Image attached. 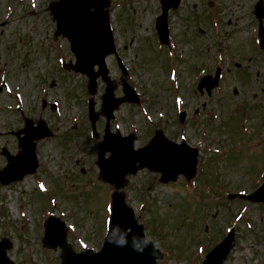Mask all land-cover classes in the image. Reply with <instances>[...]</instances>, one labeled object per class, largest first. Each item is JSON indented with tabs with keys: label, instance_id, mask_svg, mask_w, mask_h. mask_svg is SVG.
<instances>
[{
	"label": "rangeland",
	"instance_id": "374dc122",
	"mask_svg": "<svg viewBox=\"0 0 264 264\" xmlns=\"http://www.w3.org/2000/svg\"><path fill=\"white\" fill-rule=\"evenodd\" d=\"M50 1L0 0V22L7 23L0 27V81H7L12 91L0 93V170L7 163L2 145L13 154L18 152L19 140L9 131L24 126V115L35 125L44 119L53 131L37 142L41 166L35 174L9 185L0 183V240L12 241L8 254L17 264H62V248L42 242L44 221L52 214L65 221L66 240L75 251L99 250L114 191L97 174L96 140L84 102L87 79L57 68L59 56L69 59L73 54L66 40V51H54L51 39L56 24L48 10ZM257 2L183 0L170 12L172 38L174 34L178 43L172 41L168 49L158 47L153 26L159 0L111 2L116 44L130 69V83L142 97L138 106H121L112 129L119 128L123 134L136 131L135 146L140 147L155 129L163 128L173 140L198 146L203 160L206 157L208 165L213 161L214 166L209 170L207 165L196 183L209 181L212 193L200 194L194 182L186 183L183 177L161 184L160 174L147 169L129 177L123 192L147 233L160 243L163 257L158 264H200L205 249L231 228L235 243L224 264H264V205L226 197L228 192L251 191L264 180V138L253 148L252 142L246 144L248 139L264 137V55L257 48ZM215 6L216 12L223 13L221 29L213 28L209 19ZM172 53L187 60L175 71V87L168 89L167 63ZM107 63L111 76L120 82L114 58ZM217 66L223 68L221 85L211 97L200 95L197 79L205 71L214 73ZM99 85L97 109L105 83ZM121 94L119 86L116 95ZM44 98L58 103L55 113L42 106ZM196 107L201 110L197 115L193 114ZM182 109L189 114L180 123ZM242 123L250 129L247 136L241 131ZM104 126L100 117L101 133ZM70 127L74 129L67 131ZM235 144L242 146L230 151L226 169L223 153ZM192 196L202 200L194 202Z\"/></svg>",
	"mask_w": 264,
	"mask_h": 264
},
{
	"label": "water",
	"instance_id": "95a60500",
	"mask_svg": "<svg viewBox=\"0 0 264 264\" xmlns=\"http://www.w3.org/2000/svg\"><path fill=\"white\" fill-rule=\"evenodd\" d=\"M180 0H161L162 14L158 21V32L162 43L168 42L167 13L170 7L176 8ZM111 0H57L50 3L49 10L57 21V32L67 36L72 49L77 55V64L69 65L76 71H81L90 77L89 90L95 93L96 79L102 76L107 82V91L103 96V111L108 118L104 139L99 142L97 164L102 180L114 183L117 189L125 186L126 175L135 174L138 169L145 166L151 170L162 172V181L175 180L179 173L192 177L196 172L198 149L191 148L185 143L176 144L165 138L162 130H157L155 137L143 148H134L135 135L123 137L119 132L111 133L109 120L113 117V110L125 101H137L135 90L127 83L122 82L127 97L115 99L113 92L115 83L109 76L105 63L106 55L115 52L114 38L109 20V5ZM255 14L260 20L261 44L264 47V2L259 0L255 5ZM119 64L127 75V69L119 59ZM99 69L94 71V66ZM220 69L216 76L207 75L199 83V89L207 88L211 93L213 87L219 82ZM185 114H182V117ZM99 113L94 111V102L90 100V119L94 127V135L99 136L95 130V122ZM33 121L27 120L26 127L18 131L27 133L20 139L23 149L18 155H11L6 149L3 153L8 159L7 166L0 171V180L9 183L21 179L27 173H32L38 167L35 152V139L51 135L46 124L39 122L38 127H31ZM107 151L111 152L109 158L105 157ZM139 162V165H137ZM253 201L264 200V184L250 195H241ZM66 227L62 221L50 217L47 221V230L44 241L64 249L62 264H155L156 258L161 256L152 241L147 240L142 225L137 223L133 209L125 203L122 193L116 192L113 197V214L109 232L105 238L102 250L99 252L76 253L65 241ZM235 239L232 230L226 238L211 250L202 264H222ZM141 244L143 251L137 246ZM11 246L9 239L0 242V264H16L7 255L6 249Z\"/></svg>",
	"mask_w": 264,
	"mask_h": 264
},
{
	"label": "flooded vegetation",
	"instance_id": "af4514ba",
	"mask_svg": "<svg viewBox=\"0 0 264 264\" xmlns=\"http://www.w3.org/2000/svg\"><path fill=\"white\" fill-rule=\"evenodd\" d=\"M157 14H158V13H157ZM157 14H156V15H157ZM96 99H98V96L96 97Z\"/></svg>",
	"mask_w": 264,
	"mask_h": 264
}]
</instances>
